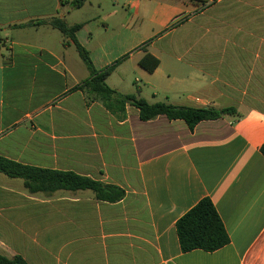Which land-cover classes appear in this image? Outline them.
<instances>
[{"label": "crops", "instance_id": "0c3cea01", "mask_svg": "<svg viewBox=\"0 0 264 264\" xmlns=\"http://www.w3.org/2000/svg\"><path fill=\"white\" fill-rule=\"evenodd\" d=\"M0 0V156L71 172L90 190L30 193L0 173V254L26 264H264V0ZM80 25L72 38L50 25ZM114 65L103 101L83 84ZM149 54L158 60L147 72ZM148 104L232 108L197 123L139 118ZM106 104L108 106H106ZM228 244L180 250L175 224L200 200Z\"/></svg>", "mask_w": 264, "mask_h": 264}, {"label": "trees", "instance_id": "16d2710c", "mask_svg": "<svg viewBox=\"0 0 264 264\" xmlns=\"http://www.w3.org/2000/svg\"><path fill=\"white\" fill-rule=\"evenodd\" d=\"M87 1L73 0L71 5L74 8H79ZM50 25L63 35H68L71 38L72 33L80 27V25L67 27L58 19L51 20ZM73 42L75 43V41ZM74 45L90 72V79L83 86L91 89L103 101H110L114 91L107 87L105 79L113 70L114 65L108 66L97 73L91 67L87 52L78 44L75 43ZM139 65L147 72H152L157 67L158 60L149 54H145L140 59ZM115 101L131 103L138 109L139 118L142 121H148L157 116H165L169 120L184 121L189 130H192L201 121L214 120L224 115H234L236 113L232 108L215 110L212 108L177 107L165 103L148 104L145 100L136 98L133 95L121 96L118 99L115 98ZM106 106L108 105L106 104ZM260 152L264 156V144L260 147ZM0 173L9 178L21 179L24 187L30 193H50L56 190H90L98 200L109 203L117 202L124 197V191L116 186L103 185L71 172H58L21 165L1 156ZM175 228L182 252L193 250L213 252L228 244V236L222 222L208 198L200 200L179 218ZM0 264H26V262L19 256L7 258L0 254Z\"/></svg>", "mask_w": 264, "mask_h": 264}]
</instances>
